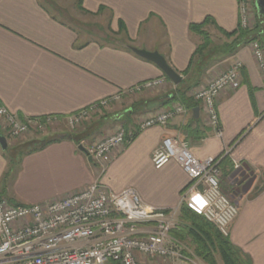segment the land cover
Listing matches in <instances>:
<instances>
[{
    "label": "crops",
    "instance_id": "0c3cea01",
    "mask_svg": "<svg viewBox=\"0 0 264 264\" xmlns=\"http://www.w3.org/2000/svg\"><path fill=\"white\" fill-rule=\"evenodd\" d=\"M101 7L105 8L102 13L111 16L113 39L122 37L125 43L82 40L76 29L52 15L41 0H0L3 106L20 119L65 120L120 91L164 77L154 63L131 48L160 53L182 81L187 80L185 72L202 44V37L193 33L191 26L204 24L202 30L220 50L200 85L186 98L189 105H197L198 117L194 107L169 98L178 85L167 80V88L126 110L130 114L129 133L135 135L126 147L110 155L104 173L73 139L65 138L24 157L15 173L3 181L10 164L0 151V200L14 205L46 204L69 198L98 182L115 193L133 188L146 205L160 211L174 210L181 206L191 179L176 162L156 169L152 158L163 140L181 138L197 159H222L221 189L225 194L234 192L232 175L236 169L247 166L253 172L256 179L247 193L237 194L235 199L231 196L239 214L227 238L249 264H264V76L254 56L253 42L243 43L239 35L243 30L246 38L257 42L264 52V15L258 14L256 1L251 0L254 15L249 29L241 26L239 0H83L84 10L90 13L97 14ZM216 33L228 41L217 45L212 38ZM236 62L243 66L241 84L217 100L223 130L218 137L194 92ZM197 79L200 76H192V83ZM175 104H182L187 112L164 126L140 130L134 120L143 113H154L157 107L166 109ZM82 144L87 149L93 143L84 140ZM198 203L187 199L183 204L200 213ZM180 226L179 221L175 229ZM170 239L183 246V254L190 261L140 257V264L163 260L166 264H203L173 231Z\"/></svg>",
    "mask_w": 264,
    "mask_h": 264
},
{
    "label": "built area",
    "instance_id": "2783aa9c",
    "mask_svg": "<svg viewBox=\"0 0 264 264\" xmlns=\"http://www.w3.org/2000/svg\"><path fill=\"white\" fill-rule=\"evenodd\" d=\"M239 10L242 28L249 29L251 0H239ZM251 46L264 76V52L257 42ZM242 67L240 62L234 63L194 94L218 137H222L223 130L216 109L217 100L224 92L240 87ZM166 81L162 77L142 82L92 104L64 121L71 127L77 126L93 113L119 102L124 95L150 91L165 85ZM186 112L185 106L175 104L150 116L138 127L146 130L164 126ZM57 119H20L0 101V120L14 137L28 133L34 123L48 124ZM132 135L120 129L104 141L85 148V153L104 173L110 155L124 148L127 138ZM221 160H199L186 140L169 137L155 150L152 163L156 169H162L170 162H176L191 179L181 205L187 199L199 201L198 213L228 237L239 207L222 192ZM180 207L160 211L146 205L133 188L115 193L98 182L69 198L46 204L14 205L0 200V264H140V257L190 261L191 258L183 254V246L170 239Z\"/></svg>",
    "mask_w": 264,
    "mask_h": 264
},
{
    "label": "rangeland",
    "instance_id": "374dc122",
    "mask_svg": "<svg viewBox=\"0 0 264 264\" xmlns=\"http://www.w3.org/2000/svg\"><path fill=\"white\" fill-rule=\"evenodd\" d=\"M41 2L46 6V8L51 12L52 15L57 17L59 20L65 22L72 28L76 29L79 32L82 40H98L101 42L117 41L119 42V44L125 43V40H123L124 38L122 37L118 40H115L117 38L113 39L115 36L113 37L110 25L111 16L109 12H104L96 16L87 15L80 9L78 5V0H41ZM253 15L254 14L252 13L251 19H253ZM215 35L217 36H212V38L217 45L228 41V39H226L224 36H221L219 33H216ZM165 88H167V85H163L159 88L139 94L128 93L124 95L119 102L113 103L109 107L93 113L90 118L74 127L69 126L64 120L57 119L56 121H52V123L48 124L38 125L34 123L32 124L28 133L19 137H14L9 133L4 123L0 120V134L6 137L8 142V149L11 152L9 153L7 150L3 151L1 144L0 151L6 156L7 160L10 162V158L8 157L9 154L10 156H12V154L17 155L18 151L32 149L49 139L61 138L64 136H66L67 138L69 136H73L78 141L81 140L83 142L84 140H87L91 144H97L99 142L104 141L108 137L113 136L120 129H123L127 133H129V124H127V116H129L130 114H128L129 112L126 111L128 110L129 106H136L144 100L148 101L150 100L152 94L159 93ZM175 91L176 87L173 89L172 93H174ZM162 110L163 109L157 107L154 111H152L154 113H143L139 115V118H135L134 120H137V125L139 126L143 122H146L150 116L158 114L162 112ZM126 112L127 114H125ZM118 114L125 115L119 119H113V116H117ZM107 129L108 131L105 132V130ZM82 145L84 144L81 143V146ZM12 166V171H15V168L17 166L15 167L14 163H12ZM222 192L224 193L223 190ZM226 195L230 198L232 196L230 194ZM178 223L179 220H177L176 224ZM182 244L186 245V243ZM146 260L151 261L152 259L149 260L147 258ZM217 260L218 264H223L219 256H217ZM153 261H156V259ZM200 261L203 262L202 260ZM157 264H166V261L163 260L161 262H158ZM197 264H199L198 261ZM203 264L206 263L203 262Z\"/></svg>",
    "mask_w": 264,
    "mask_h": 264
},
{
    "label": "trees",
    "instance_id": "16d2710c",
    "mask_svg": "<svg viewBox=\"0 0 264 264\" xmlns=\"http://www.w3.org/2000/svg\"><path fill=\"white\" fill-rule=\"evenodd\" d=\"M78 5L82 12L92 16L100 15L105 10L104 7H101L97 14H93L84 10L83 0H78ZM203 26L204 24L191 26V31L202 37V44L197 47L191 59L189 69L185 72L187 80H183L180 85L176 86V91L170 94L169 98L171 100H179L189 105L190 100L186 99L187 95L192 89L200 85L202 80L201 77L205 71L219 57L217 52L220 48L218 49V47L212 46L213 42L211 41L209 34L202 30ZM122 27L123 23H121V28ZM255 29H257V26ZM239 33H241L239 35L243 43L250 44L251 42H254V40L246 38L247 34L244 33L243 30H239ZM192 76L193 78L200 76V79H197L196 81L194 80L192 83ZM164 77L170 81L165 75ZM191 107L196 109L197 105L191 106L190 104L189 108ZM134 135L127 138L126 146L131 142ZM65 138L66 136L49 139L32 149H26L25 151L20 150L17 155L12 154V156H10L9 154V171L3 178V181H5L11 174L15 173V171H12L11 169L13 168L12 163L15 164V167L17 166L15 168V170H17L24 157L42 151L48 145ZM67 138L73 139L79 146H81V140H79L81 141L79 142L73 136ZM7 151L9 153L11 152L9 149H7ZM179 221L181 228L178 227L177 230L174 229L173 233L179 238V241L186 243L187 247L193 249L195 256L206 264H218L217 256H219L223 264H249L244 256L241 255V253L231 244L227 237H224L213 224L185 204H182L180 207Z\"/></svg>",
    "mask_w": 264,
    "mask_h": 264
},
{
    "label": "water",
    "instance_id": "95a60500",
    "mask_svg": "<svg viewBox=\"0 0 264 264\" xmlns=\"http://www.w3.org/2000/svg\"><path fill=\"white\" fill-rule=\"evenodd\" d=\"M255 1L258 14L260 16L264 15V0ZM131 50L139 57L154 63L174 85L181 84L182 77L171 66H169L165 57L162 56L160 53L148 52L146 50L137 48H131ZM198 113L199 109H195L194 114L196 118L198 117ZM0 144L3 151H6L8 149L7 139L2 134H0ZM79 149L85 152V148L83 146H80ZM232 178L234 179L233 186L235 188L232 194V197L234 199L236 198L237 194H246L256 179L253 175V172H250V169L247 166H242L241 168L236 169L232 175Z\"/></svg>",
    "mask_w": 264,
    "mask_h": 264
},
{
    "label": "flooded vegetation",
    "instance_id": "af4514ba",
    "mask_svg": "<svg viewBox=\"0 0 264 264\" xmlns=\"http://www.w3.org/2000/svg\"><path fill=\"white\" fill-rule=\"evenodd\" d=\"M240 181V180H239Z\"/></svg>",
    "mask_w": 264,
    "mask_h": 264
}]
</instances>
